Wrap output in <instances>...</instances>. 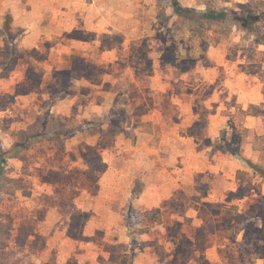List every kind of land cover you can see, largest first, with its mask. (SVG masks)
Returning <instances> with one entry per match:
<instances>
[{
	"label": "rangeland",
	"instance_id": "1",
	"mask_svg": "<svg viewBox=\"0 0 264 264\" xmlns=\"http://www.w3.org/2000/svg\"><path fill=\"white\" fill-rule=\"evenodd\" d=\"M240 109L262 134L264 0H0V264H264ZM47 112L77 131L15 151Z\"/></svg>",
	"mask_w": 264,
	"mask_h": 264
},
{
	"label": "trees",
	"instance_id": "2",
	"mask_svg": "<svg viewBox=\"0 0 264 264\" xmlns=\"http://www.w3.org/2000/svg\"><path fill=\"white\" fill-rule=\"evenodd\" d=\"M208 16H214V13H209ZM243 110L240 109V122H239V134L244 138L250 139L253 142L254 148L260 152V154L264 157V123H263V133H258L254 128L248 127L244 124V116ZM33 128L23 131L16 132V140H15V151L26 149L30 146L31 141L34 140H49L53 142L63 141L68 138L71 134L75 133L76 129H67L65 127L58 126L55 120L50 116L47 112L42 118H39L38 121L35 122ZM3 157L0 154V181L2 177V166ZM130 209H133V205L131 204ZM131 214V213H130ZM137 218L136 215L132 214V219ZM140 221H153L155 223H160L162 221V210L160 207H154L152 209H147L139 212ZM128 227L134 228L135 225L132 223H128ZM138 229L136 233L139 235L147 234L150 231V226L146 227H137ZM5 230V225L0 220V236ZM242 230V225L240 223V217L237 219V232ZM133 258L131 254H125L122 263L130 264Z\"/></svg>",
	"mask_w": 264,
	"mask_h": 264
}]
</instances>
